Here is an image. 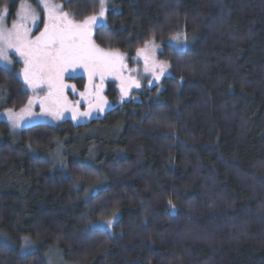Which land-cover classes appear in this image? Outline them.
<instances>
[{"label":"trees","instance_id":"1","mask_svg":"<svg viewBox=\"0 0 264 264\" xmlns=\"http://www.w3.org/2000/svg\"><path fill=\"white\" fill-rule=\"evenodd\" d=\"M59 1L77 22L100 9ZM180 33L187 49L167 44ZM149 41L169 75L103 118L0 122V264H48L56 246L82 264H264V0H109L94 43L134 57ZM0 94V112L31 97L1 66ZM116 213L112 232L91 228Z\"/></svg>","mask_w":264,"mask_h":264},{"label":"snow or ice","instance_id":"2","mask_svg":"<svg viewBox=\"0 0 264 264\" xmlns=\"http://www.w3.org/2000/svg\"><path fill=\"white\" fill-rule=\"evenodd\" d=\"M42 5V11L46 13L47 21L27 3L22 0L19 5L17 18H14L11 27H7L6 17L8 8L0 9V65L4 70L12 64L9 52H14L23 62L20 76L23 83L33 90V96L29 98L27 105L15 113L12 109L7 112L12 126L20 127L26 114H30L35 104L39 103L43 114L53 118L62 117L65 111L73 113V119L77 116L76 105L68 100L66 89L75 91V86L64 82L66 74L75 75L77 69L87 73L89 86L80 93L82 98L94 95L98 101L102 85L107 76H113L121 81L120 87L123 94L131 87H140V83L133 77L125 80L123 73L127 69L125 57L119 52L106 51L97 46L92 39L93 25L104 26L105 0H98L100 9L96 14L76 22L69 18V14L62 11L60 5L51 3L50 0H36ZM44 23L43 30H39L37 21ZM39 31V35L33 38L32 28ZM172 39H177L173 37ZM149 44L154 50L157 45L149 41L143 48L137 50L136 57L143 58L144 71L150 72L153 79L159 80L164 74L167 65L155 60L154 51L149 54ZM100 80V84L93 82ZM37 89H44L42 95H37ZM89 103V108H92ZM102 110V109H101ZM88 116L90 112L79 113ZM170 210L175 208L169 200ZM112 220L106 221V226L111 227ZM24 249H22L23 251Z\"/></svg>","mask_w":264,"mask_h":264},{"label":"rangeland","instance_id":"3","mask_svg":"<svg viewBox=\"0 0 264 264\" xmlns=\"http://www.w3.org/2000/svg\"><path fill=\"white\" fill-rule=\"evenodd\" d=\"M50 2L57 4V5H60L62 8V11L66 12L64 10V6H63V3L61 1L50 0ZM27 3L30 4L31 7L42 17L44 22L47 21L46 13H44L42 11V5L41 4H38L36 2V0L34 3L27 0ZM108 6H109V0H105V15L102 18L104 25L107 23ZM98 14H97V16H98ZM14 18H17V17L15 16ZM69 18L74 19L70 14H69ZM12 21H13V19L11 18L10 14H9V10H8V15L6 17L7 27H9V28L11 27ZM37 23L39 25V30L42 31L43 27H44V23L41 22L40 20H38ZM98 27H100V26L99 25H93V27H92V39H93V41H94L95 32H96ZM32 33H33V38L35 35H39V31H37L35 27L32 28ZM176 38L177 39H171L167 44L172 45L173 47H175L178 50L187 49L191 45L190 39L183 33H180L179 35H177ZM155 45H157V47L153 50L151 44H149V54H151L154 51L155 60L167 65V69L165 70L164 74L160 76V79L158 81L153 79L150 72L144 71V61H143L142 57L137 58L136 55L134 57H129L126 54L120 53L125 57V63L127 65V69L123 73L125 80H127L128 77L135 78L140 83L139 88L133 86V87L128 89L127 94H123L121 92V87H120L121 81L119 79L114 78L113 76H107L103 82L102 91L100 92V96L103 98L102 100L98 101L94 95L88 96L86 98H82L80 96V93L84 92L85 89L80 88L79 83L76 82L75 80L80 79V78H84L86 80L85 88L90 87V86H89L87 73H85L82 69H77L75 75L70 76V75L66 74L64 77L65 83L75 86V91H73L71 88H69V89H66V92H65V94L68 97V100L70 102H72V104L76 105L77 102H79L77 105V116L75 119L72 118L73 113L71 111H65L63 113L62 117H60V118H53L51 115L43 114L41 112L39 103H37L33 106L31 113L25 115L23 121L21 122L20 127L14 128L12 126L11 121L8 119V115H7L8 110L0 112V122L7 123L14 133H19L24 129H27V128H30L33 126H37V125H48V126L58 127L64 121L71 120L76 126H80V125L90 124L94 120L103 118L106 115V113L109 112L110 110H112L114 107L120 106L123 103L131 100L133 98L132 96L135 92L140 93V92H144L145 90H149L153 87L159 86L163 82V80L169 75L170 70H169L168 64L159 59V55L163 49V46L159 45L157 43H155ZM9 56L12 59V64L7 66V71L16 73L17 76L23 81L22 76L19 75V73H21L22 68H23L22 60H20V58L12 51L9 52ZM0 66L3 68L2 65H0ZM109 82L115 83V85L119 91L120 99L116 104L111 103L110 101L107 100L106 92H107V87H108ZM93 83L96 85H99L100 80L97 78ZM25 87L30 92L31 97H32L33 96V90L31 88H28L27 85H25ZM43 91H44V89H37L36 94L42 95ZM3 98L4 97L2 96V94H0V103L3 100ZM89 103H91L93 105L91 109L89 108ZM13 111L15 113L20 112V110H18V111L13 110ZM84 112H90V115H88V116L79 115V113H84ZM0 144H1V137H0ZM102 188H103V186H99L98 189L95 188V189H93L92 192L97 193ZM120 217H121V214L116 213L110 219V220H112L111 227L106 226V221H108V220H106V221H101V222H97V223L92 224L91 228L93 230L112 232L115 224L118 222ZM2 237H4V236L2 233H0V239H2ZM24 243H26V244L23 245V247L21 248V253L23 255H27V254L39 251V247H40L39 244L34 243V242L30 241L29 239L24 240ZM12 247L15 248L16 246L14 244H12ZM22 249H24V250L22 251ZM46 259L48 261V264H82V263H78V262H72V261H69L68 259H66L63 251L58 246L50 249L49 252L46 253Z\"/></svg>","mask_w":264,"mask_h":264}]
</instances>
